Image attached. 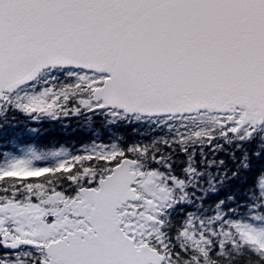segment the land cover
Returning <instances> with one entry per match:
<instances>
[{"label":"snow or ice","instance_id":"6c2138e0","mask_svg":"<svg viewBox=\"0 0 264 264\" xmlns=\"http://www.w3.org/2000/svg\"><path fill=\"white\" fill-rule=\"evenodd\" d=\"M0 264H264V0H0Z\"/></svg>","mask_w":264,"mask_h":264},{"label":"trees","instance_id":"16d2710c","mask_svg":"<svg viewBox=\"0 0 264 264\" xmlns=\"http://www.w3.org/2000/svg\"><path fill=\"white\" fill-rule=\"evenodd\" d=\"M61 139H63V138H61ZM45 150H47V149H45Z\"/></svg>","mask_w":264,"mask_h":264}]
</instances>
